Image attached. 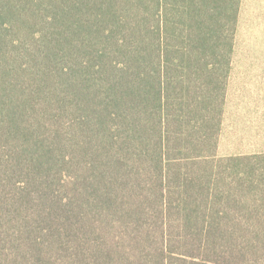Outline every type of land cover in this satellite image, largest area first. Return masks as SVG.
<instances>
[{
  "label": "trees",
  "instance_id": "1",
  "mask_svg": "<svg viewBox=\"0 0 264 264\" xmlns=\"http://www.w3.org/2000/svg\"><path fill=\"white\" fill-rule=\"evenodd\" d=\"M243 2L0 0V264H264V152H220Z\"/></svg>",
  "mask_w": 264,
  "mask_h": 264
},
{
  "label": "rangeland",
  "instance_id": "2",
  "mask_svg": "<svg viewBox=\"0 0 264 264\" xmlns=\"http://www.w3.org/2000/svg\"><path fill=\"white\" fill-rule=\"evenodd\" d=\"M220 152H264V0L242 5Z\"/></svg>",
  "mask_w": 264,
  "mask_h": 264
}]
</instances>
